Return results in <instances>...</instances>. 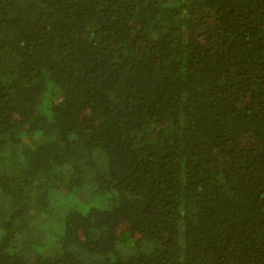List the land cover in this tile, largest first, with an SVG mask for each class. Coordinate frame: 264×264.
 <instances>
[{
  "label": "trees",
  "instance_id": "trees-1",
  "mask_svg": "<svg viewBox=\"0 0 264 264\" xmlns=\"http://www.w3.org/2000/svg\"><path fill=\"white\" fill-rule=\"evenodd\" d=\"M0 264H264V0H0Z\"/></svg>",
  "mask_w": 264,
  "mask_h": 264
}]
</instances>
